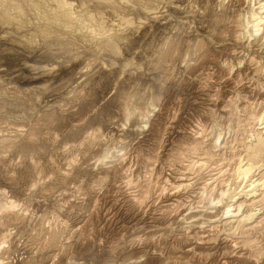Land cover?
<instances>
[{
  "label": "bare ground",
  "instance_id": "1",
  "mask_svg": "<svg viewBox=\"0 0 264 264\" xmlns=\"http://www.w3.org/2000/svg\"><path fill=\"white\" fill-rule=\"evenodd\" d=\"M98 1V7L103 8L101 13L96 7L102 15L99 16L102 18L98 17L100 22L95 21L93 16L96 13L95 8V11H92L94 14L87 12L81 19L74 17L71 12L66 15L70 24L91 30L88 46L91 45L92 48H105L109 46L110 39L118 42L133 39V32H143L148 26L149 29L168 27L165 22L161 23L158 6L155 8L157 4L153 6L155 10L151 8L152 4H149L155 0ZM88 2L91 5L94 0ZM213 3L216 5V2ZM221 3L227 14L225 13L224 20L214 32L211 46L197 45V48H193L192 34L190 37L185 36L176 48L175 62L178 68L173 70L176 79L171 80V86L168 87L170 90L155 107L152 105L147 110L140 111L141 108H137V105H129L128 99L116 97L118 88L113 89V85L108 82L109 73L103 65L94 66L96 68L92 70L82 66L76 74H71L67 88L71 94H75L77 102L81 105L69 104L63 113L62 131L70 137L78 138V141L60 147L61 140L55 133L54 119L45 117L42 121L44 133L46 132L44 142L58 147L56 155L60 160L59 164L53 158L45 159L42 163L33 161V158H24L21 163H13L12 145L20 140L24 145L37 147L42 138L37 136V130L30 126L19 124L11 127L0 123V129H6L14 136V139L8 138L0 143V179L7 183V189L0 190V200L4 201L0 207V264H12V261L5 262L7 258L4 256L8 251L5 252L2 246L6 248L3 244L14 238V230H19L30 220L19 198L22 197L26 201L33 195L36 197L30 200V206L34 208L36 215L43 212L51 202H55L60 225L63 226L61 238L54 242L53 237V241L46 248L41 245H27L17 256L19 264H66L71 251L83 250L90 246L86 234L88 231L90 234L93 220L99 221L102 230H109L111 233L120 234L136 230L140 235H133L135 238L129 242L134 260L128 264H160L165 256L166 259L176 257L202 264H264V112L260 113L258 109L255 111L254 108L247 111L253 105L264 106V0H227ZM136 6L146 8V12L143 13V10V14L140 13H146L148 24L142 22L140 16L137 18L141 21L138 20L140 22L137 23L129 18V14L136 13ZM197 14L199 12L196 16ZM222 15L224 16V12ZM192 20L199 22L194 18ZM171 21L174 23L178 20ZM172 27L174 26L171 25V31ZM178 28L180 31V27ZM202 28L204 29L203 26ZM85 33L81 32L82 35ZM177 36L175 35V38ZM77 37L75 42H78L81 48L85 42L81 41V35L80 38ZM72 40L69 39V42ZM176 41L180 42L177 39ZM61 45L58 44V47L63 49L65 45ZM70 47H67L68 52L72 51ZM74 50L76 51L75 47ZM114 52L116 53L115 50ZM68 54L72 56L73 53ZM166 80L168 81V78ZM104 83L108 84L107 91L96 99L95 105H90L87 102L90 89L96 92ZM164 85L166 86V83ZM178 87L186 96H190V104L180 103L182 99L177 98ZM233 108L246 111L243 116L245 118L240 119ZM46 113L49 116V112ZM234 121L238 122L236 127L232 123ZM241 123L243 127L238 126ZM17 173L22 174L18 181L20 191L16 193L8 184L17 183ZM43 232L47 234L49 231L43 228ZM185 261L180 264H187ZM166 264L179 263L168 261Z\"/></svg>",
  "mask_w": 264,
  "mask_h": 264
},
{
  "label": "rangeland",
  "instance_id": "2",
  "mask_svg": "<svg viewBox=\"0 0 264 264\" xmlns=\"http://www.w3.org/2000/svg\"><path fill=\"white\" fill-rule=\"evenodd\" d=\"M129 1H131V0H129ZM171 1L172 0H159V2H158V0H155V1H153L154 3L153 2L149 3L150 5L152 4L151 5L152 7L150 6L152 9H153V6H155L157 4L155 6V8L158 6L157 7L158 9L157 8L156 9L159 10L158 12H160L159 16L161 18L160 17L159 18L161 19V23L165 22V26H168V27H165L163 29L150 27V29H149V26H148V29H146L143 32H137V31L133 32V34H132L133 39H130V40H123V41L118 42L115 39H110L109 46L105 47L108 49H105L104 47H101V46H98L97 48L96 47L92 48L91 45H89L90 46L89 47L88 46V44H89L88 41L90 40L89 32L91 30L89 29V31H88L86 29H82L79 25L77 26L76 24H70L69 22H67V16H66V15H68L67 13L71 12L72 15H74V17L81 19L80 17H82L87 12L90 13V11H91L90 14H94L96 12L95 15H93V16L96 19L95 21L98 20L97 22H100L99 19L102 17H99V16H102L101 13L103 12L102 11L103 8L98 7V5H99L98 0L97 1L94 0V2L91 3L92 6L89 4L88 0H0V123H2V124L4 123L5 126L10 125L11 127H13L14 125L15 126L19 125V124L25 125V126L26 125L30 126L32 128H35L37 130V136L42 138L39 141V144L37 147L36 146L35 147L28 146L26 144H25L26 145L25 146L24 144H22V142L20 140L18 143L16 142L14 144V146L12 145V147L14 148V152H13L14 153L13 154L14 155V159H13L14 161H13V163H21L20 161H23L24 158H26V159H32L33 158L32 159L33 161L40 162V163L44 162L45 159L53 158L56 161V163L59 164L60 160L58 159V157L56 155V150L58 147L52 143H48V142L45 143L44 142L46 132L44 133L45 127H44L42 121H44L45 117L46 118L51 117L52 120L54 119L53 121L56 125L55 133H56L57 137L61 140L60 147L61 146L66 147L70 143L78 141V138H74V136L70 137L69 134L62 131V128H63L62 119H63V115H64L63 113L69 107V104L70 105H72V104L73 105H76V104L81 105L80 103L77 102L78 98L75 96V94H71L72 92H70L69 88H67V87L69 85V79L71 77V74H76L77 73L76 71H79V69H81L82 66H85L88 69L92 70L93 68H96L97 66L101 67L103 65L102 67L104 69H107V71L109 73L108 79H107L108 82L110 83V85L111 84L113 85L112 86L113 89H114V87L118 88L116 97H118L119 99H128L129 105H132L135 107L137 105V108H141L140 111H145L148 109V107H152V105H153V107H155L156 105H158V103L160 101H162V99L167 95V91L170 90V89H168V87L171 86V83H170L171 80L176 79V75L175 74L173 75V73L175 72L173 70L178 68V65L175 62V55H176L177 46L181 43V41H183L185 39V36L190 37L191 34H192L191 37L194 38L193 48H197V45H199L200 47L211 46V40L213 41V34L218 29L219 23L224 20V17L227 14V11H225L223 9V7H221V5H220V3L223 0H219V1L213 0L214 2H216V5H215V3H213V1H210V0H189V1L188 0H180V1L177 0L178 3L176 0H173L172 3H171ZM226 1L227 0H224L221 4L225 3ZM168 2H170V3H168ZM184 2H185V4H184ZM189 3H191V4H189ZM198 4H199V6H198ZM207 4H209V5H207ZM93 5H96V6L94 7ZM191 5H193V6L190 7ZM214 5H215V7L217 5L219 7H216V9H215ZM65 6H67L68 8ZM167 6L171 9H167L168 8ZM194 6H195V8H194ZM204 6H206V7H204ZM208 6H210L211 9H209L210 7L208 8ZM96 7L98 10L99 9L101 10V13L96 9ZM137 7H139V8H137ZM140 7L141 6H136V9H135L136 13L133 12L132 13L133 15L129 14V15H131V16H129V18L132 21H135L134 23H137L138 20L141 21V19H142V22L148 21L146 19V17H147V15H145L146 13L144 15H142L144 12H146V8L143 9L141 7V10H139ZM165 7L168 11L165 9ZM85 8H87V9H85ZM94 8L96 9V11L94 10ZM200 8H202V9H200ZM203 8H205V9H203ZM153 10H155V9H153ZM157 10H156V12H157ZM161 10H163V11H161ZM170 10H171L172 14L170 13ZM174 10H176L177 12L176 11L174 12ZM187 10H189V12ZM200 10H201V12H200ZM92 11H95V12L92 13ZM142 11H143V13H142ZM184 11H186L188 13H186ZM202 11H204V12H202ZM108 12H111V11H108ZM167 12H168V14H170V16L167 14ZM173 12L175 15L176 14L177 15L175 16L173 14ZM198 12H199V14H197L198 16H196V13H198ZM223 12H224V16L222 15ZM71 13H69V15ZM98 13H100V14H98ZM180 13H182L184 16L182 14L180 15ZM189 13L191 16H189ZM200 13H202V14H200ZM214 13L215 14L217 13V15L215 16ZM218 13L221 15L219 16ZM136 14H138V15H136ZM161 14L164 16H162ZM209 14H212V15H209ZM96 15H98V16L96 17ZM106 16L108 17L109 15H106ZM205 16H208V18ZM55 17H57V19ZM98 17H99V19H98ZM131 17H133L134 20ZM137 17H139L141 19H139ZM170 17H171V20L174 19V20H178V21H175L173 23V21L170 20ZM172 17H173V19H172ZM185 17H187L186 18L187 20L185 19ZM191 17L194 18L195 21H199V22H197V23L194 22ZM220 17H222V18H220ZM203 18H205L206 20ZM214 19L215 20L217 19L216 21L218 23ZM166 20L168 22H166ZM75 21H77V19ZM75 21H74V23H75ZM140 21H138V22H140ZM191 21H192V23H191ZM206 21H208V22L210 21V22L208 23ZM201 22H202V26L204 27V29L202 28V26H200ZM79 23H80V25L82 24L81 22H79ZM85 23H86V21H85ZM146 24H148V22ZM174 24H177V25H174ZM71 25H73V26L71 27ZM171 25L174 26V27H172V29H173L172 31H171ZM181 26H183V27H181ZM73 27H77L76 28L77 30L74 29ZM169 27H170V29H168ZM178 27H180L181 32L179 31ZM181 28H182V30H181ZM205 28H206V30H205ZM165 29H166V32H165ZM176 29H177V31H176ZM153 30H154V32H152ZM162 30H164V31H162ZM173 31H174V33H173ZM185 31H186V33H185ZM78 32L81 35V37L84 35L83 36L84 38L83 37L80 38V35L78 34ZM81 32L82 33L86 32V33L82 35ZM87 32H88V34H87ZM164 33H165V35H163ZM179 33H180V35H179ZM75 34L80 39H82L81 41L85 42L83 47L81 46V48H80L79 43L75 42V38L77 37ZM160 34H162V35H160ZM172 34L173 35L175 34L178 36L175 38V35L173 36ZM205 34H207V35H205ZM87 35H89V37ZM152 36H156V37L153 38ZM157 36H159V37H157ZM160 36H164V38H162ZM201 36H203V37H201ZM72 37L74 38V40H72L73 39ZM85 38H86V41H85ZM140 38H142V39L145 38V39L139 40ZM158 38H160V39H158ZM173 38H175V41L177 39L180 42H178V41L175 42ZM203 38H205L204 39L205 41L203 40ZM69 39L72 40L73 42L70 41L71 42L70 43ZM63 40H64V42H63ZM111 40H113V41H111ZM145 40L147 42H145ZM116 41H117V43H116ZM126 41H128V42H126ZM130 41H132V42H130ZM120 42H121V44H120ZM123 42L125 44H123ZM205 42H207V43L205 44ZM86 43H87V46H85ZM58 44H60V45L63 44V45H65L66 48L68 46L69 47L71 46L70 49H72V51L70 50L71 52H68L69 48L66 49L65 47H63V49H62L60 46L58 47ZM63 45H61V46H63ZM72 45L75 47L76 51L74 50V47H72ZM134 45L137 47H135ZM87 47H88V50L86 51ZM149 47H151V48H149ZM169 47H170V49H169ZM64 48H65V52L67 50V53H66L67 55L65 54V52H63ZM61 49H62V52H61ZM78 49H80L79 51H83V52L79 53ZM141 49H143V50H141ZM96 50L99 52V54ZM114 50L116 51L117 54L114 52ZM89 51L91 53L92 52L93 53L91 54ZM94 51H95V53H94ZM157 52L159 53V55H157L158 54ZM57 53H58V55H57ZM63 53H64V55H63ZM68 53H70V54L73 53V54L71 56ZM85 54H86V56H85ZM89 54L93 55V57L90 55L91 58H89ZM167 54H168V56H170L169 58H168ZM65 55L67 58L65 57ZM108 56H109V58H108ZM54 57H55V59H54ZM62 57H65V58H62ZM83 57H85V58H83ZM146 58L148 61L146 60ZM70 59H71V61H70L71 63L69 62ZM85 59H86V61H85ZM152 59H153V61H152ZM155 59H156V61H155ZM159 60H160V62H159ZM82 61H83V63H82ZM171 61L173 63L174 62L175 63L173 64ZM96 62H97V64H95ZM100 62H101V64H100ZM159 63L165 64V65L162 66ZM81 64H83V65H81ZM94 66H96V67H94ZM170 66L172 67V69ZM151 68H152V70H151ZM162 70H164V72ZM167 70H168V72H167ZM70 71H72V72L69 74ZM133 73H135V74H133ZM136 73H137V75H136ZM165 74H167V75H165ZM67 75L69 77H67ZM130 75H131V77H130ZM184 75H186V73H184ZM60 76H61V78H60ZM109 76H111V77H109ZM62 77H63V80H62ZM134 77L136 79H134ZM109 78H111V79H109ZM120 78H121V80H120ZM167 78H168L169 82L166 80ZM177 80H178V83L181 82L179 80V78H177ZM165 83H166L167 88L164 85ZM135 84H136V87H135ZM107 85H108L107 83L102 84L96 92H95V90L90 89L92 92L89 90L90 91V97H89V101H87V102L90 105H95L96 99L103 96L104 93L107 91V88H108ZM121 87H122V89H121ZM177 90L179 91V93H177V98L180 97L182 99V100H180L181 101L180 103L182 105L190 104L191 103L190 96H186V93L180 87H178ZM64 91H66V92H64ZM51 93H53V94H51ZM161 95H163V96H161ZM66 100H68V101H66ZM71 101H72V103H71ZM156 101H157V103H156ZM58 105H60V106H58ZM34 106H35V109H33ZM42 108H43V110L41 111ZM251 108L252 109L254 108L253 110H255V111L258 109L257 111L260 113L264 112L263 111L264 106L253 105L250 108H248L247 111L251 110ZM50 109L52 111H50ZM233 109H234L233 111L235 112V114L238 113L237 115L240 117V119L245 118L243 116L246 114V111L241 110L240 108H238V110H236L235 108H233ZM46 112H49V116H47L48 114ZM57 113H60V114L62 113V114L60 115ZM58 115H60V117ZM110 115H111V113H110ZM235 117H236V115H235ZM33 118H34V120H33ZM60 118H61V120H60ZM9 119H10V121H9ZM5 121H6V123H5ZM16 121H19V122H16ZM234 122H232V123L235 124V127H236L238 122L237 121H234ZM242 124L243 123L239 124L238 126L241 125L243 127ZM1 129H0V143L6 141V139H8V138L14 139V136H12V134H11L12 132H10L4 128H1ZM7 132L10 134H8ZM239 132H241V131H239ZM62 133H64L65 135ZM239 138H243V137L239 136ZM63 143L64 144L67 143V144L64 145ZM233 143L235 144L237 142H233ZM49 144H51V145H49ZM19 152L22 154H20ZM15 161H18V162H15ZM43 170H44L43 172L46 171L44 168H43ZM21 174L22 173H17L15 175V182H17V183H15L14 185L8 184V187L10 186L9 188H11L16 193L20 191V187L18 186V181L20 180ZM0 178H2V177H0ZM3 181L4 180L0 179V190L1 189H3V190L7 189L6 188L7 183L3 182ZM3 186H5V187H3ZM35 197L33 195V197L32 196L29 197L30 199H28L26 201L22 197L19 198L21 205L24 207L23 210L24 211L27 210L26 213L28 214L30 220L27 222V224L25 226H23V227L21 226L19 228V230L18 229L14 230L15 231L14 232L15 233L14 238L9 239L10 242L8 241V242L3 244L4 247H6V248H3V246H2V249H4L5 252L8 251V253L5 254V256H4L5 258H7V259H5V262L6 261H12V264H14L15 262H16L15 264H19L16 260L17 256L22 251V249L25 248L27 245H35V246L41 245L42 247L46 248L53 241V237L55 239L54 242L61 238L60 235L62 233L63 226L60 225L61 221H59L60 219L58 218V214H57V210H56L57 206H56L55 202H51L52 204L50 203L51 205L49 204L44 209L43 212L38 213L36 215L34 208L32 206H30L31 205L30 200H33ZM2 202H4V201L0 200V207L3 204ZM0 214H1V212H0ZM34 215L37 217L35 218ZM50 217L51 218L53 217L52 220ZM39 218H41V219H39ZM39 222H40V224H39ZM98 222L99 221H97V220H93L92 228L90 229V234L88 231V233L86 234L87 237L85 236L86 239L89 240L90 246H88V248H85L83 250H77L76 249V250L71 251L73 256H71L72 254L70 253L69 258H71V259L68 258L67 259L68 262L66 261V264H69V263H71V264H96V263L97 264H128L129 261L134 260L133 259L134 256L130 252V247H129L130 243L129 242L132 241V239L135 238L136 235L140 236V235H138L137 232H135L136 230L135 231L132 230V232L115 234L113 232L111 233V231H109V230L108 231L102 230L101 229L102 226H100ZM43 228H46L47 231H49V232L47 234H44ZM56 235H58V236H56ZM133 235H135V236H133ZM32 238H33V240H32ZM49 238H50V241H49ZM39 239H42V240L40 241ZM100 241H101V244H100ZM102 241H103V243H102ZM7 243H8V246H7ZM122 248H124V249H122ZM5 249H7V250H5ZM96 249H98V250H96ZM91 250H93V251H91ZM94 250H95V252H94ZM125 250H126V252H125ZM157 251H158V249H157ZM15 252H16V254H15ZM91 252H92V254H91ZM119 253H121V254H119ZM87 255H88V257H87ZM13 256H14V258H13ZM91 256H92V258H91ZM74 258H76V259L74 260ZM168 261H175V262L180 264V262H184L185 260H180L176 257H172V258L167 257V259H166V256H165L164 259L160 262V264H166ZM185 262L187 264H202L201 262H188V261H185ZM147 263L148 262H146L144 264H147ZM151 263L152 264H159V262L158 263L151 262ZM151 263L149 262L148 264H151ZM32 264H40V263L35 262Z\"/></svg>",
  "mask_w": 264,
  "mask_h": 264
}]
</instances>
